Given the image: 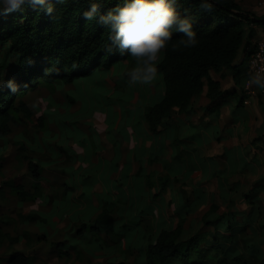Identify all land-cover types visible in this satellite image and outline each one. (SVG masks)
<instances>
[{"label":"crops","instance_id":"obj_1","mask_svg":"<svg viewBox=\"0 0 264 264\" xmlns=\"http://www.w3.org/2000/svg\"><path fill=\"white\" fill-rule=\"evenodd\" d=\"M247 2L243 9L264 15V0ZM251 30L254 36L237 59L209 72L223 94L212 101L205 87L193 97L188 112L175 109L156 130L146 112L164 96L163 74L149 85L129 87L127 73L134 58L98 67L62 86L50 84L51 95L56 90L63 93L48 103L51 111L44 119L43 135L59 134L55 149L61 154L60 162L42 169L59 191L43 194V201L52 197V210L55 203H74L67 215L46 218L51 227L59 220L67 222L68 236L57 241L77 240L81 230L76 228L86 223L102 236L96 247L84 251L100 252L106 264H128V256L136 251L133 264H147V249L160 231L181 220L185 229H226L214 223L205 227L203 221L237 210L257 220L251 229H264V100L256 95L249 103L243 101L249 65L245 51L264 38V23ZM43 152L49 153L46 159H53L48 149ZM71 188L73 193L65 199ZM87 210H92L88 220L83 215ZM118 220L130 227L139 225L142 245L134 246V233L115 230ZM41 236L47 237L46 231ZM23 238L28 241L30 232L24 231L18 240ZM55 252L59 257L56 247Z\"/></svg>","mask_w":264,"mask_h":264},{"label":"trees","instance_id":"obj_2","mask_svg":"<svg viewBox=\"0 0 264 264\" xmlns=\"http://www.w3.org/2000/svg\"><path fill=\"white\" fill-rule=\"evenodd\" d=\"M242 0H215V7L207 11L200 0H177L182 15H190L197 31L198 43L185 47L178 43L183 34L174 32L173 38L162 51L159 71L163 74L165 93L156 104L148 107V122L153 130L175 109L188 112L193 97L207 87L212 101L223 91L219 81L213 79L211 69L220 70L231 65L247 42L254 36L251 27L263 24L264 15H256L241 6ZM54 12L25 5L23 10L0 14V47L14 59L11 71L6 72L0 87V136L13 131L16 121H28L33 111L21 97L34 90L42 79L48 83L71 82L89 74L98 67H110L131 56L118 50L109 52L106 44L110 30L95 19H86L83 11L88 0H51ZM117 0H103L102 10L112 7ZM255 47V45H254ZM247 49L249 56L254 50ZM5 64V61H3ZM15 79L19 87L12 92L7 81ZM23 114V119L20 118ZM31 171L40 173L37 163L29 161ZM22 185L15 184L19 194H26ZM33 197H35L33 195ZM34 220L39 214L28 213ZM257 220L241 216L237 210L222 213L216 219L205 218L207 227L214 223L226 229H198L187 231L184 220L171 228L162 229L146 253L147 264H264V238L245 234ZM86 223L76 229H89ZM257 234L258 230L251 229ZM188 233V234H187ZM0 235H2L0 225ZM27 235V233H25ZM79 237V235H78ZM256 237H259L257 234ZM256 239V241H255ZM60 256L70 257L78 248L77 241H55ZM7 264H33L34 259L22 251L12 252ZM109 264H123L110 262Z\"/></svg>","mask_w":264,"mask_h":264},{"label":"rangeland","instance_id":"obj_3","mask_svg":"<svg viewBox=\"0 0 264 264\" xmlns=\"http://www.w3.org/2000/svg\"><path fill=\"white\" fill-rule=\"evenodd\" d=\"M240 4L244 8L249 5V2L242 0ZM4 52L5 50L0 47V80L4 79L6 72L9 73L15 64L13 57L4 54ZM2 60L5 61V64H3ZM125 60L129 61L128 58ZM64 83H48L47 80L42 79L36 89L29 90L21 97L30 105L33 111L32 117L28 121H25V119L16 121L12 124L13 131L10 134L0 136V225L2 230V235H0V264H6V257L16 250H21L31 255L34 259L33 264H106L107 258L101 256L100 252L90 254L83 250H91L100 242L98 237L102 235L97 234L98 229L96 228L87 229L83 233L82 231L79 232L80 237L75 241H77V245L80 248L77 251L75 249L71 250L70 257H58L55 247L52 246L54 242L51 244L53 240L57 241L66 238L70 230L64 229L67 222L59 220L53 225V228L47 219H53L54 215L61 217L65 216V214L67 215L69 213L67 211L68 206L70 204L74 205V203L70 202L60 205L55 203V209L52 210L54 204L52 197L49 202L43 201L45 200L43 199V194L54 196L59 191V186L49 184L42 169L44 165L60 162L59 155L61 153H57L55 149V142L59 134H49L47 131L43 135V127L45 124L44 119L51 111L48 103H55L54 99H58L60 93H63V90H56L51 95L49 92L50 84L62 86ZM85 104L84 110L89 106L88 102ZM52 113L55 112L52 111ZM19 116L22 118L23 114L20 113ZM64 136H72V132H65ZM60 143L61 141L57 142V144ZM45 148L52 152L50 156L53 159H46L49 153L43 152ZM30 160L37 163L40 173L30 170ZM52 166L54 165L47 167L50 168ZM15 184L22 185L21 187L26 191V194H19L16 188L13 187ZM72 193L73 190L71 188L65 199H68ZM31 212L39 214V217L34 220L27 218L26 215ZM40 213H48V215L41 216ZM75 213L73 212L72 215ZM91 213L92 210L83 212L84 218L88 220ZM124 222V220H118V224L114 225L115 230L120 234L134 233L135 238L133 239L134 236L132 237V243L134 246L142 245L144 239L141 229H137L139 225L130 227L125 225ZM121 224L123 225L120 226ZM256 230H258L257 234L259 237H256L257 234L252 232L251 229H248L245 234L258 240L263 239L264 229ZM24 231L30 232V238H28V241H26V238L18 240V237ZM43 231H46L48 238L40 237ZM128 241L130 242V240ZM133 253V255L128 256V264H133V257L136 255V251Z\"/></svg>","mask_w":264,"mask_h":264},{"label":"clouds","instance_id":"obj_4","mask_svg":"<svg viewBox=\"0 0 264 264\" xmlns=\"http://www.w3.org/2000/svg\"><path fill=\"white\" fill-rule=\"evenodd\" d=\"M102 3L103 0H88L83 16L110 30L106 44L109 52L118 50L121 55L134 58L127 73L129 87L149 85L159 78L162 51L174 32L183 34L178 38L180 45L193 47L199 42L195 21L180 13L177 0H117L106 11L102 10ZM25 5L42 8L48 14L54 12L51 0H0V14L22 11ZM200 6L212 11L215 0H200ZM3 84L0 80V86ZM7 86L12 92L19 87L15 79H9ZM244 87L264 91V65L249 68Z\"/></svg>","mask_w":264,"mask_h":264},{"label":"built area","instance_id":"obj_5","mask_svg":"<svg viewBox=\"0 0 264 264\" xmlns=\"http://www.w3.org/2000/svg\"><path fill=\"white\" fill-rule=\"evenodd\" d=\"M259 65H264V38H258L255 43L254 50L249 56L248 71L250 67H256ZM244 95L243 101L245 103H249L250 98L256 95H259L264 100V91H260L253 87H244Z\"/></svg>","mask_w":264,"mask_h":264}]
</instances>
